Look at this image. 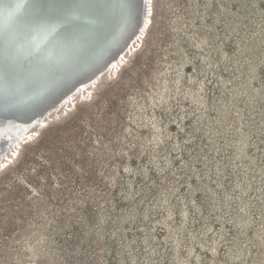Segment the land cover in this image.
<instances>
[{
  "label": "rangeland",
  "instance_id": "1",
  "mask_svg": "<svg viewBox=\"0 0 264 264\" xmlns=\"http://www.w3.org/2000/svg\"><path fill=\"white\" fill-rule=\"evenodd\" d=\"M149 1L124 65L2 157L0 264H264V0Z\"/></svg>",
  "mask_w": 264,
  "mask_h": 264
},
{
  "label": "snow or ice",
  "instance_id": "2",
  "mask_svg": "<svg viewBox=\"0 0 264 264\" xmlns=\"http://www.w3.org/2000/svg\"><path fill=\"white\" fill-rule=\"evenodd\" d=\"M121 7L128 16L135 11L132 0ZM6 11L17 25L3 34L0 79L13 90L21 82L27 91L39 83L20 71L21 58L35 76L55 79L66 64L74 65L102 39L91 19L101 18L100 0H10Z\"/></svg>",
  "mask_w": 264,
  "mask_h": 264
},
{
  "label": "bare ground",
  "instance_id": "3",
  "mask_svg": "<svg viewBox=\"0 0 264 264\" xmlns=\"http://www.w3.org/2000/svg\"><path fill=\"white\" fill-rule=\"evenodd\" d=\"M138 1L139 2L137 3V0H132V3L135 6V11L131 16H128L121 7V5L126 3L127 0H100V4L102 7L101 18L97 20L95 17H92L91 19L94 21L93 27L101 34L102 39L99 40L95 48L88 51L87 53L80 55L74 65L66 64L64 66V70L59 73L58 78H39L38 85L31 91L25 90L22 86V83H18L16 89L11 93L9 92V94L3 93L5 92L6 87L4 86L5 84H2L3 86H0V121L3 122L5 120V115L8 112L12 113L14 111L16 113L19 112L22 114H27V112L30 110V107L32 109H35L37 111L36 114H38L40 113V111L45 109L46 106L48 108L51 105H56L55 109L51 113H53L54 111L57 112V110L62 106H70V103L75 100L74 97L77 94L78 96H81L85 92L90 91L93 86L99 83V80L107 72L118 69L125 61V58L130 55L135 47V44L139 43L142 35L149 27V12H151V5H149L150 1ZM138 4L140 5V9L138 7ZM115 18L118 19V25L116 24L117 26H115L118 31L116 30L117 33L114 35L109 44H106L103 39L105 37L103 33L104 31L100 29L101 27L107 28L108 25L109 27H111L114 23ZM16 25V18L8 16L6 5L0 8V47L2 46L3 34L13 29ZM3 28H5L4 31L1 30ZM131 29L132 31H130ZM125 32L127 34H130L129 37H127V35L125 36ZM119 35L122 36V38H119ZM125 37L127 38L125 39ZM114 45H117L118 48H116V46V49L113 48ZM106 53L108 59L102 62L100 60V57H102ZM22 61V63H25V60L22 59ZM97 76H99L97 80L93 81L92 79H95ZM70 78H74L76 81L72 82L73 80L70 81ZM67 81L68 83H66ZM26 92L30 93L29 95L25 96V99L28 100V103H20L23 105L16 106L18 107V110L16 109L15 111L14 106L11 104V101L16 97L21 96V94H26ZM56 93H62V96L60 97L62 99L61 101H57L56 99L52 100L51 96H54V94ZM50 114L41 115L39 116V118L35 119V122L39 121L37 127L46 126V118ZM29 115L31 119L35 118V114L31 113ZM21 126H19L20 131L16 130V132L9 131V128L4 130L0 129V134H2V136L0 135V141L3 142L4 138L8 137L9 142L3 144L4 146H9V148L11 147L10 150L5 153L6 157L8 156L9 151L14 154L18 150V148H21L22 145L27 143L26 140L29 136L28 134L33 131L32 128H27V125L22 127ZM11 127L13 128V125ZM11 133H14L13 137ZM3 136L5 137L3 138ZM10 158L12 159V156ZM8 161L6 160V158L0 159V171L2 170L3 165H6Z\"/></svg>",
  "mask_w": 264,
  "mask_h": 264
},
{
  "label": "water",
  "instance_id": "4",
  "mask_svg": "<svg viewBox=\"0 0 264 264\" xmlns=\"http://www.w3.org/2000/svg\"><path fill=\"white\" fill-rule=\"evenodd\" d=\"M10 2V0H0V8H2L3 6H5V5H7L8 3ZM11 2L12 3H15V2H17V0H11ZM139 1L137 0V3H138ZM5 4V5H4ZM138 7H139V9H140V5L138 4ZM118 19H116L115 18V20H114V23H113V25L111 26V27H109V25H108V27L107 28H103V27H101V29L100 30H103L104 32V41L106 42V44L108 43L109 44V42L112 40V38L114 37V35L117 33V28H115V26H117L118 24ZM117 24V25H116ZM109 28V29H108ZM111 28V29H110ZM4 29L5 28H3V29H1V30H3L4 31ZM117 30V31H116ZM130 31H132V29L130 30ZM127 35V37H129V35L130 34H127L126 32H125V36ZM127 37H125V39L127 38ZM119 38H122V36H120L119 35ZM104 42V43H105ZM115 46H116V48H118V46L117 45H114L113 46V48H115ZM0 48H2V46L0 47ZM115 48V49H116ZM120 50V49H119ZM114 52V51H113ZM22 59L23 58H21L20 59V62H19V68H20V71L25 75V76H28V75H33V78H35V79H39V77H37V76H35V73L34 72H30L29 70L31 69V65H29L28 66V68H25V64L27 63L26 61H24L25 63H22L23 61H22ZM59 59V58H58ZM108 59V56H107V53L105 54V55H103L102 57H100V60L103 62V61H106ZM24 60V59H23ZM0 64H2V60H0ZM99 76H97L95 79H92L93 81H96L97 80V78H98ZM70 81L71 80H73L72 82H74V81H76L74 78L73 79H69ZM22 83V82H21ZM66 83H68V81L66 82ZM2 84H5L4 86L6 87H4L3 89L5 90V92H3V93H7V94H9V92L11 93L12 91H13V89H10L9 87H8V85L2 80V79H0V86L2 85ZM3 86V85H2ZM16 89V88H15ZM14 89V90H15ZM30 93H27L26 92V94H24V95H22L21 94V96H19V97H16L15 99H13L12 101H11V104L14 106V110L16 111V109L18 108V107H16V106H20V105H23V104H20V103H25V104H27L28 103V100L27 99H25V96L26 95H29ZM62 96V93H56V94H54V96H51L52 97V100H57V101H61L62 99L60 98ZM9 102V101H8ZM55 107H56V105H51V106H49L48 108H47V106L45 107V109H43L42 111H40V113H38V114H36L37 113V111L35 110V109H32L31 107H30V110L27 112V114H22V113H19V112H8L6 115H5V120L2 122V121H0V129H2V130H4V129H8L9 128V131H11V132H13V131H15L16 132V130H18V131H20V128H19V126H28L27 128H33V127H35V126H37V124H39V121H36L35 122V119H37V118H39V116H41V115H47V114H50L54 109H55ZM18 110V109H17ZM38 110V109H37ZM31 113H33V114H35V118H33V119H31L29 116V114H31ZM45 117V116H44ZM43 118V117H42ZM34 120V121H33ZM20 124V125H19ZM13 125V128L11 127ZM17 126V127H16ZM21 126V127H22ZM12 128V129H11ZM8 131V132H9ZM17 131V132H18ZM12 134V137L14 136V133H11ZM37 134H39V131H37ZM1 136H2V134H0ZM0 136V137H1ZM5 136H3V138H4ZM24 137V136H23ZM2 141H0V143H1ZM9 142V140H8V137H5L4 138V141L0 144V159H2V157L3 156H5V153L9 150V146L7 147V145L6 146H4V144L5 143H8ZM4 143V144H3ZM14 145V144H13ZM23 146V145H22ZM22 146H21V148H22ZM15 160V159H14ZM10 163H12V161L10 160L9 161Z\"/></svg>",
  "mask_w": 264,
  "mask_h": 264
},
{
  "label": "trees",
  "instance_id": "5",
  "mask_svg": "<svg viewBox=\"0 0 264 264\" xmlns=\"http://www.w3.org/2000/svg\"><path fill=\"white\" fill-rule=\"evenodd\" d=\"M66 124H68V123H66ZM58 128H59V127H55V128H53V129H51V131H49V132H55L56 130H58ZM39 142H42V139H41Z\"/></svg>",
  "mask_w": 264,
  "mask_h": 264
}]
</instances>
